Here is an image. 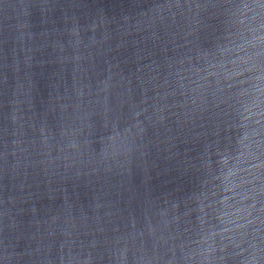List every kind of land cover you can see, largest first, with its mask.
I'll list each match as a JSON object with an SVG mask.
<instances>
[{"label": "water", "instance_id": "water-1", "mask_svg": "<svg viewBox=\"0 0 264 264\" xmlns=\"http://www.w3.org/2000/svg\"><path fill=\"white\" fill-rule=\"evenodd\" d=\"M0 264H264V0H0Z\"/></svg>", "mask_w": 264, "mask_h": 264}]
</instances>
